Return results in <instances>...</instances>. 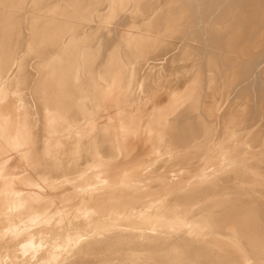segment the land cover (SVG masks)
Instances as JSON below:
<instances>
[{"label":"bare ground","instance_id":"bare-ground-1","mask_svg":"<svg viewBox=\"0 0 264 264\" xmlns=\"http://www.w3.org/2000/svg\"><path fill=\"white\" fill-rule=\"evenodd\" d=\"M0 264H264V0H0Z\"/></svg>","mask_w":264,"mask_h":264},{"label":"rangeland","instance_id":"rangeland-1","mask_svg":"<svg viewBox=\"0 0 264 264\" xmlns=\"http://www.w3.org/2000/svg\"><path fill=\"white\" fill-rule=\"evenodd\" d=\"M194 42H195V41H194ZM196 42H197V44H198L197 46H200V45L202 44L201 42H200L201 44H199L198 41H196ZM195 44H196V43H195ZM202 45H203V44H202ZM200 47H201V46H200ZM200 49H203V46H202ZM254 106H255V102H254V104H252V105L250 106L252 112H253V110H254V111L256 110V106H255V107H254Z\"/></svg>","mask_w":264,"mask_h":264}]
</instances>
